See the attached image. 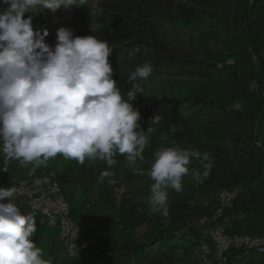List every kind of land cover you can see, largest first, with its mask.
Listing matches in <instances>:
<instances>
[{
	"label": "trees",
	"instance_id": "obj_1",
	"mask_svg": "<svg viewBox=\"0 0 264 264\" xmlns=\"http://www.w3.org/2000/svg\"><path fill=\"white\" fill-rule=\"evenodd\" d=\"M81 18L85 27L75 36L94 35L109 42L113 79L122 95L132 86L129 75L145 62L152 72L147 80L138 81L143 89L144 84L161 78L210 83L230 77L220 79L221 98L184 96L158 101L143 91L132 101L135 109L153 104L157 115L173 129L170 137L176 146L207 152L213 162L203 182L189 174L183 178L181 192L169 190L167 218L150 211L147 201L153 181L120 202L107 191L91 201L92 169L100 177L108 168L106 162L97 159L61 167L59 155L48 161L44 175H53L59 184L80 241L78 254L71 255L58 229L50 227L41 213H22L36 219L32 240L42 257L50 264H170L174 254L188 253V262L197 264L201 246L212 245L207 235L211 229L224 226L233 235H264V0H88ZM178 21L186 26H223L237 65L219 67L207 58L177 53L164 32ZM115 159L122 166L119 176L134 180L136 172L129 169L125 157ZM193 167L199 168V162L192 161L190 170ZM5 187L15 185L8 179ZM223 192L234 194L231 210L236 220L227 225L219 224L226 215L217 216ZM46 231L53 235L50 241H45ZM227 264H264V254L233 249Z\"/></svg>",
	"mask_w": 264,
	"mask_h": 264
},
{
	"label": "clouds",
	"instance_id": "obj_2",
	"mask_svg": "<svg viewBox=\"0 0 264 264\" xmlns=\"http://www.w3.org/2000/svg\"><path fill=\"white\" fill-rule=\"evenodd\" d=\"M84 3L0 0V172H7L11 161L32 165L35 171L58 155L80 164L98 159L109 167L119 155L134 173L140 171L137 161L144 160L155 129L140 130L141 115L132 101L142 95L138 81L147 80L151 65L135 68L129 75L132 86L122 95L113 79L107 40L75 36L61 27L50 47L45 42L48 31L33 29L35 10L54 14ZM26 14L30 15L25 18ZM160 122L161 116L155 115L150 125ZM154 156L147 172L153 181L147 202L152 213L167 218L169 190L181 192L189 174L203 182L213 162L207 152L178 146L157 150ZM192 161L200 167L190 170ZM109 175L102 172L99 180ZM17 192L16 187H0V264H50L32 240L36 219L12 202Z\"/></svg>",
	"mask_w": 264,
	"mask_h": 264
},
{
	"label": "rangeland",
	"instance_id": "obj_3",
	"mask_svg": "<svg viewBox=\"0 0 264 264\" xmlns=\"http://www.w3.org/2000/svg\"><path fill=\"white\" fill-rule=\"evenodd\" d=\"M87 3L88 0H85V3L80 5V7L73 6L70 9L61 8L54 14L47 10L40 12L42 10L37 9L35 10L37 13L32 17L33 29H46L49 35L45 38V42L50 47H54L56 44V33L59 28H69L73 30L74 35H76L85 27L81 16L85 11ZM0 10H2V8H0ZM27 15L30 14H26L25 18H27ZM164 33L171 47L179 54L207 58L219 67L232 68L237 65L228 48L230 46L228 41L229 38L226 37L224 27L220 24L207 25L204 23H197L193 26H186L178 21L167 25ZM228 77L225 78V76H222L210 83L192 80L191 78H161L156 82L144 84L143 87L146 96L153 97L158 101L166 98L184 96L199 97L213 95L221 98L222 87L220 86V79H229ZM137 110L141 115V119L138 121L140 130L146 132L149 126L155 129V131L149 135V144L143 153V156L147 157L148 161H146L145 158L143 161H137L140 171L136 172V178L131 181H125L119 176L118 170L119 167L122 166L118 163L112 167L108 166L106 171L109 172L110 175L106 176L102 182L99 180L96 169L93 168L89 182V199L91 201H96L100 194L106 191L110 192L118 202L122 201L124 198L132 197L138 192L139 188L151 182V179L147 176V172L151 167V162L155 159L154 153L163 148L176 146L175 138L170 137L171 134L174 133L173 129L166 120L161 118L160 124L150 125V120L157 115V112L153 109V104L148 103ZM124 161L126 162V160ZM84 163L90 164L91 162L85 160ZM59 164L63 167L69 164L75 165L79 163L74 160H65L59 155ZM43 167L44 165L37 167L35 171H31L32 165L22 166L19 162L12 161L7 172H0V187H5L8 179H11L17 189L22 184H29L34 181L42 180L46 176L44 175L45 172ZM141 172L144 174H141ZM207 196L212 197V194L207 192ZM28 199L29 198L26 197V199L24 198L23 200L15 196L12 202L17 205L21 213H25L29 212V208L25 204ZM216 207L218 209V217L226 215V218L220 221L219 224L227 225L231 221L236 220L235 213H233L231 208H221L219 205ZM138 233L144 235L141 230ZM92 235L98 237L97 232H94ZM44 236L46 237L45 241H50L53 238V235L49 231H46ZM179 254L180 253H176L172 256L170 264H191V262H188L190 259L188 253L183 255Z\"/></svg>",
	"mask_w": 264,
	"mask_h": 264
},
{
	"label": "built area",
	"instance_id": "obj_4",
	"mask_svg": "<svg viewBox=\"0 0 264 264\" xmlns=\"http://www.w3.org/2000/svg\"><path fill=\"white\" fill-rule=\"evenodd\" d=\"M16 196L23 200L28 197L25 204L29 211L41 213L50 227L58 229L59 239L67 251L71 255H76L75 248L80 240V231L53 175H46L42 180L33 183L22 184ZM233 201L234 194L223 192L220 196V207L232 208ZM207 235L212 245L205 243L201 246V259L197 264H227V254L233 249L264 254V235L254 237L233 235L228 233L224 226L209 230Z\"/></svg>",
	"mask_w": 264,
	"mask_h": 264
},
{
	"label": "water",
	"instance_id": "obj_5",
	"mask_svg": "<svg viewBox=\"0 0 264 264\" xmlns=\"http://www.w3.org/2000/svg\"><path fill=\"white\" fill-rule=\"evenodd\" d=\"M79 243V242H78ZM78 243H77V245H76V251H75V253H76V255L78 254V249H79V245H78Z\"/></svg>",
	"mask_w": 264,
	"mask_h": 264
}]
</instances>
